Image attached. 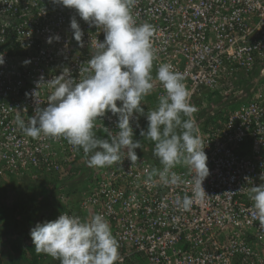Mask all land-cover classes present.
<instances>
[{"label":"built area","instance_id":"built-area-1","mask_svg":"<svg viewBox=\"0 0 264 264\" xmlns=\"http://www.w3.org/2000/svg\"><path fill=\"white\" fill-rule=\"evenodd\" d=\"M131 14L154 30L149 94L157 102L165 94L156 79L160 64L185 77L208 158L203 198L187 211L178 208L177 197L193 195L194 172L180 163L169 173L179 183L165 185L158 175L149 180L164 166L142 140L135 163L122 151L120 161L93 168L63 136L24 134L17 115L27 125L51 91L46 83L37 86L41 77L47 82L67 68L71 78H83L96 40L105 39L102 28L54 0H0V175L32 182L59 175L58 187L49 186L64 209L48 213L104 215L119 243L116 264H264V226L253 219L248 196L264 183V0H135ZM73 18L82 43L74 39ZM135 115L134 139L147 120ZM97 119L95 134L119 130L118 114ZM72 182L85 187L68 194Z\"/></svg>","mask_w":264,"mask_h":264},{"label":"clouds","instance_id":"clouds-1","mask_svg":"<svg viewBox=\"0 0 264 264\" xmlns=\"http://www.w3.org/2000/svg\"><path fill=\"white\" fill-rule=\"evenodd\" d=\"M54 3L74 8L84 21L102 28L105 39L96 40L83 78H71L67 68L47 82L41 77L37 86L46 83L51 90L47 104L36 109L27 125L17 115L18 126L34 139L41 133L52 138L63 136L74 148L83 150L89 167L111 166L120 161L122 151L135 163L138 160L135 149L141 144L134 139L130 121L137 113L145 114L141 100L154 87L152 25H137L133 21L131 8L135 0H54ZM70 27L74 39L82 43L83 33L75 18ZM54 38L60 39L58 35ZM52 40L49 37L47 42ZM3 63L0 55V64ZM156 79L162 83L165 94L158 97V106L145 114L147 130L141 129L140 134L155 142L153 154L164 167L153 169L148 176L151 180L158 175L165 185H175L180 177L169 173L177 164L183 163L193 171V195L175 200L178 208L187 211L194 198L206 194L202 182L209 175L208 158L199 122L193 115L196 108L190 103V91L183 83L185 77L163 63L157 69ZM117 101L121 102L119 106ZM106 111L118 114L119 130L108 131V138H100L93 129L97 118ZM261 179L264 180V175ZM248 196L253 202V219L264 226V183L252 186ZM30 236L37 254L50 255L60 264H116L119 259V243L102 214L82 219L63 212L55 220L37 222L30 229Z\"/></svg>","mask_w":264,"mask_h":264},{"label":"trees","instance_id":"trees-1","mask_svg":"<svg viewBox=\"0 0 264 264\" xmlns=\"http://www.w3.org/2000/svg\"><path fill=\"white\" fill-rule=\"evenodd\" d=\"M154 100L157 101L155 99V97L151 94H148L147 96H144L141 100V106L144 108V113L146 114L148 111H151L154 109ZM144 114V115H145ZM146 117V115H145ZM217 117H214L211 121H216ZM147 125H148V121L146 120L143 129L146 131L147 130ZM141 131L137 132L135 139L136 140H142L144 142H150V145H152L153 149L155 147V142H153L152 140H150L147 137L141 136L140 134ZM98 137L100 138H108V134H96ZM23 177V176H22ZM0 180H9L10 178V182L11 180L15 181L16 183H21L19 185H25L26 187L30 188L33 191H36L38 189H40L41 191H45L46 187L49 186L50 184H55L54 187H58V183L63 181V179H61L59 177V175H52V176H43L41 179L32 182L31 180L27 181L23 180V178L21 177H17L14 174L9 175V176H2L0 175ZM77 185L76 183L72 182V184H70V188L67 190L68 194H73V192H76L75 190L77 189ZM17 186V185H15ZM3 186L0 185V190ZM22 187V186H20ZM23 193V192H22ZM1 195V194H0ZM3 196H0V207H2V209L0 208V245L3 246L4 241L2 239L3 234H6L5 236L8 238V236L12 235L13 238H8L7 242L9 244L4 245L8 248V254L10 256L11 259H8L9 264H15V261H19V264H44L43 262L40 263V260H43V254L38 255L35 251V245L33 244V242L28 241V240H24L21 236V234H25V236H30V233L25 232L24 230L20 229V218H18L17 216V212H22V206L19 207L17 204H12L11 206H7L3 203ZM19 203V201L17 202ZM53 206L55 208L64 209V206H59L57 199H53L52 201ZM20 204H22V202L20 201ZM56 216V211L50 213L47 215L46 219L47 220H53L55 219ZM4 223L3 225L1 224ZM10 227H13V229H11ZM7 230V231H6ZM26 238V237H25ZM32 243V244H31ZM4 248V247H3ZM0 264L1 261H0Z\"/></svg>","mask_w":264,"mask_h":264},{"label":"rangeland","instance_id":"rangeland-1","mask_svg":"<svg viewBox=\"0 0 264 264\" xmlns=\"http://www.w3.org/2000/svg\"><path fill=\"white\" fill-rule=\"evenodd\" d=\"M262 87L264 83L262 82ZM158 106V102L154 100V109ZM205 115V114H204ZM1 179V178H0ZM10 180V178H9ZM7 180H0V185L3 187L0 190V196H3V200H7L8 203H17L19 201V207L22 206V212L18 215L20 217V229L24 230L27 233H30V229L35 226L37 222H43L47 217L48 212L52 209H56L52 203L54 199V190L50 186L46 187L45 191H41L40 189L33 191L30 188L26 187L25 185H19L21 183H16L15 181L11 180V182ZM17 185V186H15ZM22 186V187H20ZM85 187V184L82 182L77 185V189L75 190L80 191ZM23 192V193H22ZM20 201L22 204H20ZM21 205V206H20ZM26 218V221H23ZM13 229V227H10ZM7 231V230H6ZM3 234L2 239L4 241L3 246L0 245V261L2 264H9L8 259H11L8 254V248L4 245L9 244L7 242L8 238H13V236L9 235L8 238ZM20 236L24 240L32 241L31 236H25V234H21ZM26 237V238H25ZM10 238V239H11ZM4 247V248H3ZM49 264L45 260H40V263ZM15 264H19L20 262L15 261Z\"/></svg>","mask_w":264,"mask_h":264},{"label":"crops","instance_id":"crops-1","mask_svg":"<svg viewBox=\"0 0 264 264\" xmlns=\"http://www.w3.org/2000/svg\"><path fill=\"white\" fill-rule=\"evenodd\" d=\"M206 107H207V105H206ZM207 108H208V107H207ZM204 117H205V116H202V118H204ZM3 203H4L5 205H7V206H11L12 204H17V203H12V204H10V203L7 202V200H4ZM17 205L19 206V204H17ZM0 208L2 209V207H0ZM19 213H20V212L18 211V212H17V216H18V218H20L19 215H18ZM25 219H26V218H24L23 221H26ZM1 224L3 225L4 223L1 222Z\"/></svg>","mask_w":264,"mask_h":264}]
</instances>
